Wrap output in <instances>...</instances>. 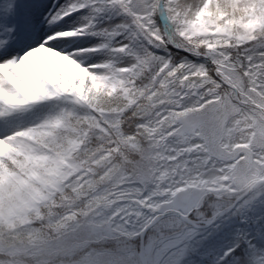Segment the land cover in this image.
I'll use <instances>...</instances> for the list:
<instances>
[{
    "label": "snow or ice",
    "instance_id": "snow-or-ice-1",
    "mask_svg": "<svg viewBox=\"0 0 264 264\" xmlns=\"http://www.w3.org/2000/svg\"><path fill=\"white\" fill-rule=\"evenodd\" d=\"M0 264H264V0H0Z\"/></svg>",
    "mask_w": 264,
    "mask_h": 264
}]
</instances>
